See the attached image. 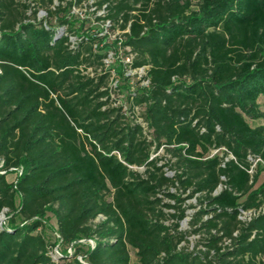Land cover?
I'll use <instances>...</instances> for the list:
<instances>
[{
	"label": "trees",
	"instance_id": "obj_1",
	"mask_svg": "<svg viewBox=\"0 0 264 264\" xmlns=\"http://www.w3.org/2000/svg\"><path fill=\"white\" fill-rule=\"evenodd\" d=\"M95 1L146 69L128 110L109 46L37 19L71 1L0 0V264H55L48 213L73 264H264V0Z\"/></svg>",
	"mask_w": 264,
	"mask_h": 264
},
{
	"label": "rangeland",
	"instance_id": "obj_2",
	"mask_svg": "<svg viewBox=\"0 0 264 264\" xmlns=\"http://www.w3.org/2000/svg\"><path fill=\"white\" fill-rule=\"evenodd\" d=\"M71 1V6L67 9L69 11L68 16H66V19L71 24L69 25H61L59 26V19L62 18V16L66 15V12H60L58 14L52 15L51 17H47L46 13L43 10H39L37 13V19L42 20L44 19L46 22H48L51 26L56 28V31L59 33L68 32V28L72 27V30L75 33H72V43H74L76 37L80 36H86V35H92L99 40H101L100 47L103 45L109 46L106 48L107 53V59L104 61L107 67H113L114 70L111 71V90H110V101L115 107L122 106L125 110H128V97L129 95H133V92L138 88H144L147 86L145 78V70L144 69H132L131 63L134 59V55H132L129 50V48H124L120 46V40H123V36L125 33H127V30L120 31L119 27L115 24H112L108 21L103 20V17L105 16V10L104 7L101 9H98L94 4L95 0H83L80 4H77L75 0H68ZM65 5V3H64ZM57 6V2L55 1L53 3V6H51L52 9ZM99 19V20H98ZM115 44L116 50H114L110 45ZM121 64L122 68V74L123 77L126 78L125 81H122L119 79L116 72L119 70V67L115 66V64ZM130 100V99H129ZM260 109L264 111V102L262 99L259 100ZM134 115H130L131 117L134 116V118L137 120V122L141 123V125L144 127V124L141 121L140 114L141 110L135 109ZM251 125H262V120L257 122H250ZM145 133H147V130L145 129ZM148 136V135H147ZM149 138V137H148ZM217 152L214 151L211 153V155L216 154ZM218 154V153H217ZM156 155H163V151L159 150ZM155 154L152 155V157L156 156ZM139 172H143V169H136ZM168 175H172V172L167 171ZM15 177V174L10 175L7 177L8 181H12ZM264 181V171L260 174L257 186L260 185ZM196 200H187L184 201L182 204V208L185 209V215L186 217L179 223V230L186 232L189 231V222H190V216L193 214L195 209H190V206H195ZM5 215L0 216L1 222L4 221ZM43 233L49 242L56 244V225H55V219L54 217L48 213L45 218V228L43 230ZM197 238L195 237H189V249H191L195 245V241ZM83 244L85 247H90L91 243L84 242L80 243ZM59 252L62 255L61 259L56 260L55 264H67L71 263L73 264L71 258L75 255V248H71L69 250L68 246L64 247L62 245H59ZM130 256H131V263L135 264L136 258L134 255V252L130 250ZM66 258V259H65ZM76 260L80 264H86L84 259L79 256H76Z\"/></svg>",
	"mask_w": 264,
	"mask_h": 264
},
{
	"label": "built area",
	"instance_id": "obj_3",
	"mask_svg": "<svg viewBox=\"0 0 264 264\" xmlns=\"http://www.w3.org/2000/svg\"><path fill=\"white\" fill-rule=\"evenodd\" d=\"M71 39V41H72V38H70ZM140 69H144L145 70V72H146V69L145 68H140ZM146 83H147V81H146ZM262 126L264 127V118L262 119ZM252 161V160H251ZM257 161L258 160H256V161H252V167H251V169L248 171V173L249 174H252V171H253V168L255 167V164L257 163ZM0 166H1V164H0ZM254 214L253 213H251V212H247V213H242L241 214V217H240V220H242V221H244V220H246V221H248V220H250V218L253 216ZM56 244H54V246L52 247V249H51V251L49 252V256H50V258H51V260L55 263L56 262V260H58V259H61L62 258V255H61V253L59 252V245H62L61 244V239H60V237H59V235L56 233ZM89 242V243H91V245H90V248L92 249L93 248V246H94V244H93V242L91 241V240H80V241H78V242H76L75 244H80V243H84V242ZM73 245L74 244H71L70 246H68V248H69V250L71 249V248H73ZM84 264V263H83Z\"/></svg>",
	"mask_w": 264,
	"mask_h": 264
}]
</instances>
